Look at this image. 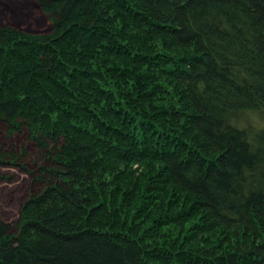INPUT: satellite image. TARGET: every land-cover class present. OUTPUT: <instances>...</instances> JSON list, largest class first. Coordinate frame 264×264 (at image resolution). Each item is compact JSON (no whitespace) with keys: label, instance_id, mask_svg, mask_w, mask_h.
<instances>
[{"label":"trees","instance_id":"16d2710c","mask_svg":"<svg viewBox=\"0 0 264 264\" xmlns=\"http://www.w3.org/2000/svg\"><path fill=\"white\" fill-rule=\"evenodd\" d=\"M0 22V164L29 191L0 264H264V0H32Z\"/></svg>","mask_w":264,"mask_h":264},{"label":"rangeland","instance_id":"374dc122","mask_svg":"<svg viewBox=\"0 0 264 264\" xmlns=\"http://www.w3.org/2000/svg\"><path fill=\"white\" fill-rule=\"evenodd\" d=\"M0 22H10L20 28L41 31L47 28L46 16L32 0H0ZM30 176L22 168L0 164V218L11 230L19 216L22 200L29 191Z\"/></svg>","mask_w":264,"mask_h":264}]
</instances>
